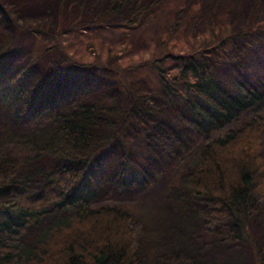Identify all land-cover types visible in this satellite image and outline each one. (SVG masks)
I'll return each mask as SVG.
<instances>
[{
  "label": "rangeland",
  "instance_id": "obj_1",
  "mask_svg": "<svg viewBox=\"0 0 264 264\" xmlns=\"http://www.w3.org/2000/svg\"><path fill=\"white\" fill-rule=\"evenodd\" d=\"M151 2L0 0V153L13 161L2 167L1 178L12 182L0 203L26 197L36 204L63 191L70 177L63 188L53 172L83 166L61 163L63 156L87 159L89 206L128 215L139 264H264L257 227L256 250L208 231L209 204L187 185L211 139L240 131L252 116L264 124V0H158L136 24L121 22L133 6ZM194 49L227 91L240 81L263 93L217 131L192 127L180 99L168 98L157 81L156 67L170 64L169 54ZM83 105L98 111V121L88 147L76 148L62 143L57 121ZM259 156L264 161V125ZM75 209L28 226L23 245Z\"/></svg>",
  "mask_w": 264,
  "mask_h": 264
},
{
  "label": "trees",
  "instance_id": "obj_2",
  "mask_svg": "<svg viewBox=\"0 0 264 264\" xmlns=\"http://www.w3.org/2000/svg\"><path fill=\"white\" fill-rule=\"evenodd\" d=\"M151 1L149 5L133 6L121 22L129 26L136 24L158 0ZM153 15L160 19L156 12ZM194 50L169 54L170 64L163 62L156 67L157 81L168 98L180 99L192 127L202 132L217 131L252 108L263 93L245 87L240 81L235 82L236 92L227 91L216 80L204 57ZM36 102L32 101L26 110ZM137 104L138 109H143L141 97ZM97 117L98 111L91 105L60 116L57 123L63 133L62 143L88 147V129L96 125ZM252 117L240 131L229 130L215 136L201 149L198 165L188 175L187 185L195 197L204 198L209 204L208 221H205L208 231L256 250L253 227L264 236V161L259 156L264 124L261 117ZM63 159L61 163L70 161L75 167L83 164L73 174L68 167L64 175L53 172L56 185L63 188L70 177L69 187L50 193L36 204L28 203L26 197L0 203V264H137L128 215L116 208L89 206L91 161L77 162L67 156ZM0 164L1 196L8 182H12L1 178L2 167L12 166L13 161L0 153ZM48 204L54 206L50 212ZM57 206L64 210L77 209L43 228L35 243L26 248L21 241L26 228L35 226L48 214L54 215L60 209Z\"/></svg>",
  "mask_w": 264,
  "mask_h": 264
}]
</instances>
